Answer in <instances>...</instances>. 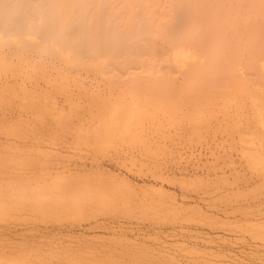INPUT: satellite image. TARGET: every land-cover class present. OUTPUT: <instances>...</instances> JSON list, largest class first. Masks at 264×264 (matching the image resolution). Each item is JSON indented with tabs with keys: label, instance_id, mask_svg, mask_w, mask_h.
<instances>
[{
	"label": "rangeland",
	"instance_id": "374dc122",
	"mask_svg": "<svg viewBox=\"0 0 264 264\" xmlns=\"http://www.w3.org/2000/svg\"><path fill=\"white\" fill-rule=\"evenodd\" d=\"M248 25L224 22L241 34L221 54L201 47L213 32L175 29L114 56L1 37L0 264H264V53ZM202 55L225 67L208 88L184 76Z\"/></svg>",
	"mask_w": 264,
	"mask_h": 264
},
{
	"label": "bare ground",
	"instance_id": "6f19581e",
	"mask_svg": "<svg viewBox=\"0 0 264 264\" xmlns=\"http://www.w3.org/2000/svg\"><path fill=\"white\" fill-rule=\"evenodd\" d=\"M1 3L4 5L0 10V38L12 37L15 42L25 44L28 38L41 37L43 45L52 47V52L83 47L92 54L105 52L114 56L122 47L136 44L145 36L169 35L175 29L174 36L183 33L190 36L200 31L205 37L213 32L215 43H202L201 47L204 50L217 47L221 54L241 34L235 30L231 38L224 37L223 24L231 19L249 23L242 31L245 48L255 57L264 53V0H248L245 5L237 0L233 17L229 0H0ZM243 6L248 11L238 17ZM108 40L112 41V47L106 49ZM224 68L202 55L184 70V76L187 82L208 88L206 81L209 78L217 81ZM167 82L171 83L168 79ZM165 83L156 86L165 89Z\"/></svg>",
	"mask_w": 264,
	"mask_h": 264
}]
</instances>
